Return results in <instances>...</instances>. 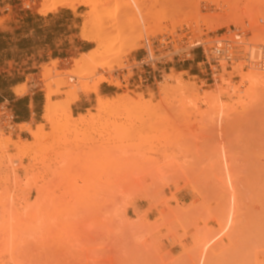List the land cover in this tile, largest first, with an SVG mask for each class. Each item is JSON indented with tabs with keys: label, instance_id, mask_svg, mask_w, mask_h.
<instances>
[{
	"label": "rangeland",
	"instance_id": "1",
	"mask_svg": "<svg viewBox=\"0 0 264 264\" xmlns=\"http://www.w3.org/2000/svg\"><path fill=\"white\" fill-rule=\"evenodd\" d=\"M194 1L102 0L90 15L104 28L125 23L107 32L106 45L121 42L114 52L124 53L125 40H142V47L114 55L112 72L99 67L88 83L129 67L144 55L149 36L163 39L160 55L166 59L158 67L162 77L148 88L102 83L98 95L81 92L85 73L75 65L97 44L75 46L87 43L81 28L90 10L80 6L54 12L77 18L69 31L75 35L72 51L40 66L35 54L0 57V63L18 64L5 65L0 76L5 95L22 80L21 97L31 94V81L43 84L35 93L45 95L46 84L59 92L53 123L41 118L27 124L44 128L47 139L38 142L20 125L9 133L0 129V141L10 137L13 143L9 151L0 146V264H264V81L255 89L244 82L251 72L244 60L213 83L200 49H191L192 42H210L246 25L255 30L245 46L259 42L262 47L251 48H264V39H256L264 38V0H205L208 8L200 0L199 11ZM42 2L20 11L29 0H0V51L17 45L4 40L19 35L6 24L25 13L40 15ZM48 67L53 71L44 80ZM184 67L191 72L175 70ZM63 80L70 86L61 88ZM75 87L79 100L92 101L70 120L64 108ZM124 95L143 102L97 111L99 96ZM81 117L88 123L81 124ZM21 141L32 145L22 155L14 148Z\"/></svg>",
	"mask_w": 264,
	"mask_h": 264
},
{
	"label": "bare ground",
	"instance_id": "2",
	"mask_svg": "<svg viewBox=\"0 0 264 264\" xmlns=\"http://www.w3.org/2000/svg\"><path fill=\"white\" fill-rule=\"evenodd\" d=\"M100 1H102V0H43V2L41 3V7L38 10V13L41 16H47L48 14L54 13V12H56L57 10H59L61 8L69 9V10H73L74 11V10L77 9L76 6L84 7V8H87V9L90 10L89 14L87 16L83 17L85 20H84V23L82 24V28H81V37H82V40L84 42L96 43L97 47L93 51H91L89 54L84 55L83 57H85V58L79 59L77 61V64L75 65V66L78 67V70H83L81 72L85 73V75L83 74L84 75L83 77L85 78V80L81 83L80 90H81V92L83 94H86V95H89V94L98 95L99 86L102 83L103 84H105V83L106 84H110L111 86L117 87V88H119L121 86V83L118 82V81H115L110 74H109L108 77H106L104 75H99V77L92 84L88 83V81H87L90 77L93 76V73H94L93 70H95V69H97L99 67L102 68V69L108 68L109 71L112 72L113 66H111L112 62H111L110 58L119 53V52H114V51L116 50L118 45L121 44V42H119L117 39H114L111 43L106 45L105 41H106V38H107V32L109 30H111V31L112 30L113 31L114 30H120L122 28H125V26H126L125 23H123V22H121V23H117L116 22V23L110 24V26H107L106 28H104L103 25L102 24L99 25L97 21L90 20L89 19L90 15H91V18H92V16L95 13L98 5L100 6ZM213 1H215V0H213ZM194 2H195V8H196L197 11L202 9L203 5H202L200 0H196ZM191 3H193V2L191 1ZM213 3H215V2H213ZM218 3L220 4V2L217 1V3H216L217 6H219ZM205 4H206L205 8H208L207 6H210L209 5L210 3L207 2V1H205ZM216 4H214V5H216ZM234 21L235 22H233V23L234 24L236 23V25L240 24V23L242 24L240 19H235ZM248 27H249V30L251 32L255 30L254 27H252L254 30H252L249 25H248ZM161 31L162 30H159L155 34H162ZM108 35H109V33H108ZM152 37L155 38V36H152ZM258 37H260V38H256V39L257 40L260 39V42H261V40L264 39L261 34ZM148 38H149V36L147 37L146 40H148ZM256 39H255V41H256ZM141 41L142 40H139L136 43L131 44V42L125 40V43H123V45L125 47L124 50L125 49L126 50L129 49V50H128V52L125 50L124 53H122V52L119 53V56H127L129 54V52L141 48L142 45L140 44V46H139V43ZM258 43L259 42L254 43V44L249 43V45H251V47L255 46V45H256V47H257V45L262 47V45H260ZM194 46H196V45H194ZM246 46H245L246 49H244V53L245 54L243 56L248 61V66L251 67L250 68L251 72L248 73L249 75L245 76L242 79L246 83H251L254 86V89H255L257 86H259L264 81V72H263L264 70H263L262 67L261 68L257 67L258 66L257 63L260 60L261 54H262V56H264V48H260L259 49V48H256V47L255 48L254 47L251 48V47H246ZM109 59H110V61H109ZM121 65H122V63H121ZM53 67L55 68L56 64H54ZM118 68H119V66H118ZM51 71H53V68H51V67L49 69H47V70L46 69L43 70V72H42L43 76L42 77H44V80H46L49 77V74L51 73ZM81 72H80V74H81ZM224 78L221 77L220 81L222 82L223 87H226L227 86V81ZM168 80L170 81V79H168ZM68 83L69 82L67 80L66 81L63 80V83L61 84V88H66V87L70 86V84H68ZM166 86H168V85H166ZM24 87L25 86L16 87L15 90H14L15 95L18 96V97L23 96L24 92H26ZM75 88H74V91H72L73 94L71 95V98L69 99V101L67 102V104L65 106L66 108H64V110H66V109L68 110V115H69V119L70 120L73 119L72 105L75 102L79 101V96L77 95V92H76L77 88L76 89ZM180 88H181V85H180ZM183 88H185V86ZM166 89H168V88H166ZM181 90H182V88H181ZM44 91H45V106H44V117L43 118L49 124H52L53 123V116H55L54 114L57 113V111H58L57 107L55 106V104L53 102V97L57 96L59 92L53 91L50 88V85H48V84L45 85V90ZM164 91H166V90H164ZM166 92H168V91H166ZM141 98H139L138 100H133L129 96H127V95L125 96L124 95L121 98L119 97V99H117V100L116 99L112 100V99H104L103 97L99 96L98 97V104H97V111L99 113H104V112H107L109 110L115 109V108H117L119 106H126V105H129V104H131V105H141L142 102H143V100ZM92 119H94V118H92ZM87 121L88 120L86 118H84V117H81V119H80L81 124H86V123H88ZM20 128L25 129V131L28 132L38 142H40L44 138L45 139L48 138V136L45 133V129L44 128L40 129L38 131H34L27 124L20 125ZM12 144H13L12 143V139L10 137H6V140L0 141V146L4 147L7 151H9L10 147L12 146ZM14 148L16 150H18L20 155H22V154H26V152L29 149L32 148V145H28V143H24V142L21 141L20 145H18V146L16 145Z\"/></svg>",
	"mask_w": 264,
	"mask_h": 264
},
{
	"label": "crops",
	"instance_id": "3",
	"mask_svg": "<svg viewBox=\"0 0 264 264\" xmlns=\"http://www.w3.org/2000/svg\"><path fill=\"white\" fill-rule=\"evenodd\" d=\"M76 20L77 18L72 12L64 11L51 13L47 16L25 13L18 20L14 18L6 24V28L12 29V26L15 25L14 32L10 33L18 32V38L10 37L9 39L4 38V40L16 41L17 45L12 49L0 51V57L12 55V57L30 56V58H33L35 54L39 58L37 64L40 66L50 59H58L61 52L68 53L72 51L75 46H80L79 48L83 50L91 44L87 42L79 45L80 42H77L75 46L72 45V37L75 35L69 31L76 27ZM60 47L62 48L60 49ZM83 53H86V51ZM138 58L140 57H135V59ZM10 63H15V60L0 63V76L5 73V65ZM16 65L18 64L15 63ZM172 69L169 68L168 70L170 71ZM175 70L180 73H189L192 68L184 67ZM23 83L25 81L22 80L21 82L13 84L9 87L10 93L7 95L1 90L0 96L3 100L0 105L7 104L10 106L16 117V125L28 124L32 121L39 123L41 122V118H43L45 95L43 93H34L20 98L15 96L14 89ZM100 93L103 95L109 94L108 89L105 87L100 88ZM91 101V97L80 98L78 102L72 105V113L74 114L76 111V114H83V111L89 109Z\"/></svg>",
	"mask_w": 264,
	"mask_h": 264
},
{
	"label": "built area",
	"instance_id": "4",
	"mask_svg": "<svg viewBox=\"0 0 264 264\" xmlns=\"http://www.w3.org/2000/svg\"><path fill=\"white\" fill-rule=\"evenodd\" d=\"M35 1L29 0V4L26 6L22 3L20 11H31ZM251 35L252 32L249 30L248 25H246V28L233 27V31H226L224 35L211 37L210 42H205V40L192 42L191 49H200L203 64L209 71L212 82L217 83L218 76L224 70L228 73H233V67L238 62L244 60L247 62L243 56L245 54L244 40L250 38ZM224 36L227 38H223ZM162 40L148 39L145 42L144 55L138 59H132L129 62V67L115 70L113 78L123 85H128L130 88L138 90L154 85L162 77L158 67L166 59V57L160 55L164 47ZM193 45L196 46L192 47ZM257 65L264 69V56L262 54ZM128 75H131V77L125 81L124 77ZM42 86L43 84L40 82L31 81L29 83L31 94H34L35 91L41 92ZM15 126L16 117L10 106L7 104L0 105V129L9 133L14 131Z\"/></svg>",
	"mask_w": 264,
	"mask_h": 264
},
{
	"label": "trees",
	"instance_id": "5",
	"mask_svg": "<svg viewBox=\"0 0 264 264\" xmlns=\"http://www.w3.org/2000/svg\"><path fill=\"white\" fill-rule=\"evenodd\" d=\"M4 85H5V83H3L2 85H0V91L4 89ZM2 100H3V99H2V97L0 96V103L2 102Z\"/></svg>",
	"mask_w": 264,
	"mask_h": 264
}]
</instances>
